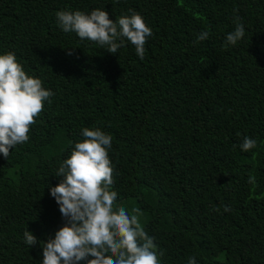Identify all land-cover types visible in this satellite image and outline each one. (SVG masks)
<instances>
[{
    "label": "trees",
    "instance_id": "obj_1",
    "mask_svg": "<svg viewBox=\"0 0 264 264\" xmlns=\"http://www.w3.org/2000/svg\"><path fill=\"white\" fill-rule=\"evenodd\" d=\"M96 8L143 17V60L130 42L112 54L57 23ZM236 16L245 35L225 47ZM7 52L54 95L28 142L0 154V264L42 261L39 242L65 223L49 188L85 127L112 136L116 203L139 209L161 264H264V0H0ZM244 137L256 147L242 151Z\"/></svg>",
    "mask_w": 264,
    "mask_h": 264
},
{
    "label": "clouds",
    "instance_id": "obj_2",
    "mask_svg": "<svg viewBox=\"0 0 264 264\" xmlns=\"http://www.w3.org/2000/svg\"><path fill=\"white\" fill-rule=\"evenodd\" d=\"M118 2V0H117ZM130 15L109 19L106 11L93 9L89 13L79 10H61L55 13L59 27L74 32L81 40L98 44L107 52L116 54L130 42L136 55L143 60L147 38L152 30L143 17L129 9ZM235 29L226 36L225 47L236 45L245 35L241 18H234ZM207 31L196 41L208 39ZM72 54L71 51L68 52ZM54 93L43 87L39 78L28 75L14 53L0 54V154L7 159L17 145L29 140L31 126L44 109V102L51 103ZM82 140L74 143L70 155L56 171L62 179L49 188L50 195L59 206L65 223L46 242L40 241V264H161L165 250L155 243L140 221L139 209L131 212L117 205L113 165L109 158L112 136L99 128L85 127ZM256 140L244 137L240 148L249 151L256 147ZM248 182L255 183L249 175ZM225 212L231 207L224 206ZM24 243L33 246L37 238L28 230L23 232ZM188 264H196L195 256Z\"/></svg>",
    "mask_w": 264,
    "mask_h": 264
}]
</instances>
